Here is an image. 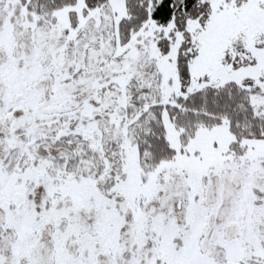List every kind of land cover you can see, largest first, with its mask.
<instances>
[{
  "label": "snow or ice",
  "instance_id": "snow-or-ice-1",
  "mask_svg": "<svg viewBox=\"0 0 264 264\" xmlns=\"http://www.w3.org/2000/svg\"><path fill=\"white\" fill-rule=\"evenodd\" d=\"M0 264H264V0H0Z\"/></svg>",
  "mask_w": 264,
  "mask_h": 264
}]
</instances>
